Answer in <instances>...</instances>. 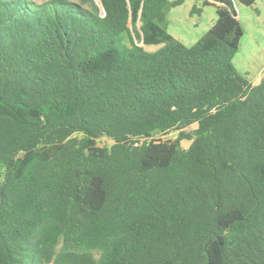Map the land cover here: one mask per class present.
I'll use <instances>...</instances> for the list:
<instances>
[{
    "label": "trees",
    "instance_id": "1",
    "mask_svg": "<svg viewBox=\"0 0 264 264\" xmlns=\"http://www.w3.org/2000/svg\"><path fill=\"white\" fill-rule=\"evenodd\" d=\"M184 1L0 0V264H264V73Z\"/></svg>",
    "mask_w": 264,
    "mask_h": 264
},
{
    "label": "rangeland",
    "instance_id": "2",
    "mask_svg": "<svg viewBox=\"0 0 264 264\" xmlns=\"http://www.w3.org/2000/svg\"><path fill=\"white\" fill-rule=\"evenodd\" d=\"M209 1L185 0L180 6L169 9L166 15L167 33L186 47L197 42L211 28L216 18V0H211V5H204V2ZM231 1L242 28V37L232 59V66L253 86L264 73V0H254L251 6H244L237 0ZM193 8L196 11L192 12ZM160 47L144 46L143 49L153 53ZM103 143L109 144L105 141Z\"/></svg>",
    "mask_w": 264,
    "mask_h": 264
},
{
    "label": "crops",
    "instance_id": "3",
    "mask_svg": "<svg viewBox=\"0 0 264 264\" xmlns=\"http://www.w3.org/2000/svg\"><path fill=\"white\" fill-rule=\"evenodd\" d=\"M209 2H210V3H212V1H211V0H210ZM216 4H218V3H216Z\"/></svg>",
    "mask_w": 264,
    "mask_h": 264
}]
</instances>
